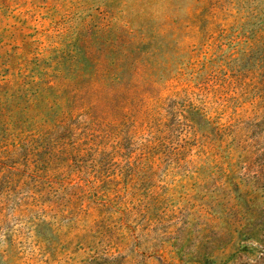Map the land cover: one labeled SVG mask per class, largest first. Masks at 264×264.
Returning a JSON list of instances; mask_svg holds the SVG:
<instances>
[{
    "label": "rangeland",
    "instance_id": "rangeland-1",
    "mask_svg": "<svg viewBox=\"0 0 264 264\" xmlns=\"http://www.w3.org/2000/svg\"><path fill=\"white\" fill-rule=\"evenodd\" d=\"M0 264H264V0H0Z\"/></svg>",
    "mask_w": 264,
    "mask_h": 264
}]
</instances>
